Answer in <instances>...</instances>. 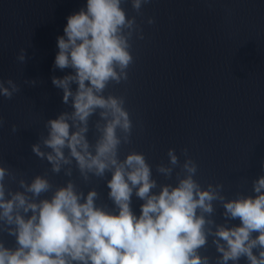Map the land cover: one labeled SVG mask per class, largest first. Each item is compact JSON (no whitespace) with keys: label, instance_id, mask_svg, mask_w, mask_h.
Returning a JSON list of instances; mask_svg holds the SVG:
<instances>
[{"label":"clouds","instance_id":"9594fccd","mask_svg":"<svg viewBox=\"0 0 264 264\" xmlns=\"http://www.w3.org/2000/svg\"><path fill=\"white\" fill-rule=\"evenodd\" d=\"M129 2L136 13L131 17L123 7ZM149 3L86 0L67 17L53 68L71 71L51 80L72 110L45 121L47 134L31 146L50 165L47 171L28 180L0 160V233L15 242L6 246L0 239V264H239L241 259L264 264V175L252 180L250 194L228 198L223 183L205 187L195 179L198 165L187 148L181 149L183 162L169 148L168 163L155 165L157 176L175 183L154 178L142 152L120 156L122 145L132 142L134 124L126 97L105 92L110 84L129 80L134 41L144 39L137 16ZM146 23L153 25L155 18ZM26 58L20 49L17 61L24 64ZM19 91L13 79H0V96L10 100ZM11 131L17 133V125ZM74 170L84 185L105 180L113 207L97 203L101 196L95 187L85 194L72 178ZM49 172L69 179L53 184ZM133 196L142 201L138 215ZM217 205L224 209L225 223L212 219ZM231 220L240 223L229 225ZM209 237L215 258L201 251Z\"/></svg>","mask_w":264,"mask_h":264}]
</instances>
